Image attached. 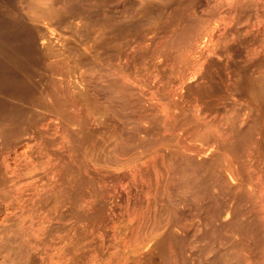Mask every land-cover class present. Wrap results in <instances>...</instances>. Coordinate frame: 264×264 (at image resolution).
I'll return each mask as SVG.
<instances>
[{
  "label": "rangeland",
  "instance_id": "obj_1",
  "mask_svg": "<svg viewBox=\"0 0 264 264\" xmlns=\"http://www.w3.org/2000/svg\"><path fill=\"white\" fill-rule=\"evenodd\" d=\"M0 30L35 91L0 81V264H264V0H0Z\"/></svg>",
  "mask_w": 264,
  "mask_h": 264
},
{
  "label": "bare ground",
  "instance_id": "obj_2",
  "mask_svg": "<svg viewBox=\"0 0 264 264\" xmlns=\"http://www.w3.org/2000/svg\"><path fill=\"white\" fill-rule=\"evenodd\" d=\"M62 1H63V0H62ZM70 1H71V0H70ZM82 1H83V0H82ZM84 1H85V0H84ZM86 1H87V0H86ZM91 1H92V0H91ZM96 1H98V0H96ZM106 1H107V0H106ZM78 2H79V1H78ZM88 2H89V1H88ZM133 2H134V1H133ZM71 3H72V2H71ZM126 3H129V1H126ZM135 3H136V2H135ZM145 3H147V1H146ZM68 4H69V3H68ZM88 4H89V3H88ZM94 5H95V4H94ZM96 5H97V4H96ZM123 5H124V4H123ZM67 6H68V5H67ZM150 6H151V5H150ZM68 8H69V7H68ZM79 8H80V7H79ZM48 9H49V8H48ZM85 9H87V8H85ZM52 10H53V9H52ZM91 10H92V9H91ZM102 10H103V9H102ZM105 10H106V9H105ZM107 10H108V9H107ZM155 10H156V9H155ZM47 11H48V10H46V12H47ZM93 11H94V10H93ZM8 12H9V11H8ZM57 12H58V11H57ZM98 12H99V11H98ZM100 12H101V10H100ZM134 12H135V11H133V13H134ZM136 12H137V10H136ZM44 13H45V12H44ZM49 13H50V12L47 13L49 16H50V15H53V16H54V11H53V12L51 11V14H49ZM60 13H61V12H60ZM75 13H76V12H75ZM91 13H92V12H91ZM103 13H104V12H103ZM61 14H62V13H61ZM79 14H80V13H79ZM95 14H96V13H95ZM99 14H100V13H99ZM99 14L96 15V16H99V17H100ZM101 14H102V12H101ZM93 15H94V12H93L92 16H93ZM133 15H134V14H133ZM138 15H139V14H138ZM44 16L46 17L47 15H43V18H45ZM56 16H57V17H55V16H54V17H55V18H58V17L60 18V16H58V14H57ZM68 16H69V15H68ZM80 16H81V15H80ZM94 16H95V15H94ZM96 16H95V17H96ZM101 16H102V15H101ZM103 16L106 17L104 14H103ZM130 16H132V15H130ZM135 16L137 17V15L135 14L134 17L132 16V17H133L132 19H134ZM51 17H52V16H51ZM51 17H50V18H49V17H46V18H49V20H50V19L52 20L54 17H53V18H51ZM55 18H54V19H55ZM59 18H58V21H59ZM64 18H66V17H64ZM62 19H63V18H62ZM156 19H157V18H156ZM30 20H31V19H30ZM99 20H100V19H99ZM99 20H98V21H99ZM112 20H113V19H112ZM4 21H5V20H3V22H4ZM8 21L10 22V20H7V22H8ZM61 21H62V20H60L59 22H61ZM63 21H64V19H63ZM63 21H62V22H63ZM84 21H86V20H84ZM95 21H97L96 18H95ZM101 21H102V19H101ZM70 22H71V21H70ZM31 23H32V22H31ZM38 23H39V22H38ZM81 23H82V22H81ZM87 23H88V22H87ZM92 23H93V22H92ZM113 23H114V22H113ZM3 24H4V23H3ZM7 24H8V23H7ZM12 24H13V23H12ZM14 24L16 25V23H14ZM14 24H13V25H14ZM17 24H18V23H17ZM83 24H84V23H83ZM85 24H86V23H85ZM88 24H89V23H88ZM90 24H91V23H90ZM102 24H103V23H102ZM106 24H107V22H106ZM116 24H117V23H116ZM5 25H6V24H5ZM5 25H4V26H5ZM19 25H20V24H19ZM70 25H71V24H70ZM99 25H101V24H99ZM67 26H68V25H67ZM91 26H92V25H91ZM106 26L108 27V25H106ZM114 26H115V25H114ZM119 26H120V25H119ZM13 27H15V26H13ZM89 27H90V26H89ZM89 27H88V28H89ZM94 27H95V26H94ZM94 27H93V28H94ZM6 28H7V27H6ZM21 28H22V27H20V29H21ZM26 28H27V26H26ZM48 28H49V25H48ZM76 28H77V27H76ZM97 28H98V27H97ZM108 28H109V27H108ZM117 28H118V26H117ZM136 28H137V27H136ZM1 29H2V28H1ZM10 29H11V28H10V26H9V29H7V32H8V30H10ZM14 29H16V28H14ZM22 29H23V28H22ZM49 29H52V28H49ZM5 30H6V29H5ZM37 30H38V29H37ZM42 30H43V29H42ZM95 30H96V29H95ZM108 30H109V29H108ZM21 31L24 32V29L21 30ZM21 31H19V32H21ZM28 31H29V30H28ZM30 31H31V29H30ZM53 31H54V30H53ZM81 31H82V30H81ZM100 31H101V30H100ZM112 31H113V30H112ZM0 32L4 33V35H1V38H2L3 41L5 42V45H7V43H8L10 40H14V41H15V38H18V35H15V33H13V34L10 35L9 33H7V32L4 31V30H3V31L0 30ZM79 32H80V31H79ZM2 33H0V34H2ZM5 33H7V34H5ZM11 33H12V32H11ZM30 33H31V32H30ZM80 33H81V32H80ZM86 33H87V32H86ZM96 33H97V31H96ZM98 33H99V32H98ZM115 33H116V32H115ZM20 34H21V33H20ZM20 34H19V35H20ZM76 34H77V33H76ZM39 35H40V34H39ZM41 35H42V34H41ZM92 35H93V34H92ZM92 35H91V36H92ZM94 35H95V34H94ZM2 36H3V37H2ZM22 36H23V34H22ZM34 36H35V35H34ZM44 36H45V35H44ZM85 36H86V35H85ZM85 36H84V37H85ZM125 36H126V35H125ZM128 36H129V35H128ZM130 36H131V35H130ZM54 37H55V36H54ZM56 37H57V36H56ZM86 37H87V36H86ZM112 37H113V36H112ZM13 38H14V39H13ZM18 39H21V42H23V41H22L23 37H22V38H18ZM25 39H26V42H27V40H28L29 38H25ZM45 39H46V38H45ZM84 39H85V38H84ZM101 39H102V38H101ZM118 39H119V38H118ZM132 39H133V38H132ZM31 40H32V39H31ZM34 40H35V39H34ZM34 40H33V41H34ZM88 40H89V39H88ZM88 40H87V41H88ZM96 40H97V38H96ZM104 40H106V39H104ZM111 40H112V39H111ZM116 40H117V39H116ZM130 40H131V39H130ZM7 41H8V42H7ZM18 41H19V40H18ZM29 41H30V39H29ZM58 41H59V40H58ZM80 41H81V40H80ZM108 41H109V40H108ZM118 41H119V40H118ZM133 41H134V40H133ZM4 42H3V43H4ZM15 42H16V41H15ZM21 42H19V43H21ZM30 42H31V41H30ZM36 42H37V41H36ZM62 42H63V41H62ZM114 42H115V41H114ZM13 43H14V42H13ZM16 43H18V42H16ZM112 43H113V42H112ZM29 44L31 45V43H29ZM37 44H38V43H37ZM84 44H85V42H84ZM114 44H115V43H114ZM18 45H19V44H18ZM26 45H28V44H26ZM30 45H29L28 47H32V45H31V46H30ZM79 45H80V44H79ZM87 45H88V43H87ZM91 45H92V44H91ZM101 45H102V44H101ZM11 46H12V45H11ZM11 46H10V47H11ZM15 46H16V45H15ZM42 46H43V45H42ZM80 46H81V45H80ZM99 46H100V45H99ZM112 46H113V44H112ZM118 46H120V45H118ZM28 47L24 49V48H23V45H22V46L20 45V46L17 47L16 50H18L19 53H23V54H24V53H27V54H29V53H31L32 48L36 47V45H33V47L30 48V49H29ZM2 48H3V47H2ZM11 48H12V47H11ZM74 48H75V47H74ZM96 48H97V47H96ZM100 48H102V47L100 46ZM104 48H105V46H104ZM14 49H15V48H14ZM117 49H118V48H117ZM134 49H135V48H134ZM5 50H6V49H5ZM33 50H34V49H33ZM37 50H38V49H37ZM74 50H75V49H74ZM98 50H99V51H102V50H100V49H98ZM105 50H106V48H105ZM9 51H10V49H9ZM79 51H80V50H79ZM106 51H107V50H106ZM2 52H5V51L2 50ZM33 53H34V52L32 51L31 54H33ZM99 53H100V52H99ZM108 53H109V52H108ZM112 53H113V52H111V54H112ZM5 54H6V52L4 53V56H3V57L6 58ZM31 54H30V55H31ZM35 54H36V53H35ZM37 54H38V52H37ZM72 54H73V53H72ZM111 54H110V55H111ZM137 54H138V53H137ZM1 55H3V54H1ZM1 55H0V56H1ZM10 55H11V54H10ZM24 55H26V54H24ZM41 55H42V54H41ZM41 55H40V56H41ZM74 55H75V54H74ZM84 55H85V54H84ZM120 55H121V54H120ZM13 56H14V54H13ZM15 56H16V55H15ZM26 56H27V55H26ZM35 56H36V55H35ZM140 56H141V55H140ZM143 56H144V55H143ZM33 57H34V56H33ZM33 57H32V58H33ZM26 58H28V57H26ZM42 58H43V57H42ZM103 58H104V57H103ZM11 59H13V57H11ZM4 60H5V59H4ZM5 61H6V60H5ZM5 61H4V62H5ZM15 61L17 62V60H15ZM15 61H14V62H15ZM30 61H31V59H30ZM32 64H33V63H32ZM93 64H94V63H93ZM5 65H6V64H5ZM5 65H4L3 62H1V59H0V81L5 82V83L7 84V88H8V89H11V91H14V92H12V93L20 94V95L23 96L24 98H25V96L27 97V96L29 95V93H31L32 95H34V93H32V92H35V91L32 90V92H30V91L28 90L27 86L24 87V86L22 85V83L20 82V78H18V79H19V80H18L16 77H14V76H12V75H9L7 72H6L7 74L4 72V70H5V68H6ZM29 65H30L29 62H28V63H23V64L20 63L19 67L21 66L22 68H24V70H23L22 68H21V69H22L24 72H26V71H25V68H28ZM33 65L35 66V64H33ZM85 65H86V64H85ZM87 65H88V64H87ZM41 66H42V64H41ZM81 66H82V64H81ZM19 67H18V68H19ZM35 67H37V65H36ZM87 67H88V66H87ZM76 68H77V67H76ZM92 68H93V67H92ZM29 69H30V68H29ZM8 70H9V69H8ZM15 70H16V69H15ZM53 70H54V69H51V71H49V73L52 72ZM81 70H82V69H81ZM69 71H70V70H69ZM77 71H78V70H77ZM93 71H94V70H93ZM54 72H55V71H54ZM54 72H53V73H54ZM89 72H90V71H89ZM91 72H92V71H91ZM29 73H30V75H32L30 71H29ZM53 73H52V74H53ZM60 73H61V72H59V74H60ZM92 73H93V72H92ZM50 74H51V73H50ZM25 75H27V74H25ZM53 75H55V74H53ZM83 75H84V74H83ZM90 75H94V73H93V74H90ZM84 76H86V75H84ZM25 77H26V76H25ZM82 77H83V76H82ZM86 77H87V76H86ZM110 77H111V76H110ZM110 77H109V78H110ZM83 78H84V77H83ZM106 78H108V77H106ZM26 79H27V78H26ZM114 79H116V81L119 82V81H118L119 79H118V78H115V76H114ZM114 79L112 78V80H114ZM117 79H118V80H117ZM105 80H106V79H104L103 81H105ZM21 81H22V80H21ZM25 81H26V80H24V82H25ZM126 81H127V80H126ZM82 82H84V81H82ZM91 82H92V81H91ZM110 82H111V81H110ZM110 82H109V83H110ZM27 83H28V82H27ZM27 83H26V84H27ZM102 83H104V82H102ZM112 83L115 84V85H113V88H115V87L118 88V86H119L118 83H117V84H116L115 82H112ZM112 83H110V84L112 85ZM119 83H120V82H119ZM78 84H79V83H78ZM83 84H84V83H83ZM91 84H92V83H91ZM105 84H106V83H105ZM84 85H85V84H84ZM87 85H88V84H87ZM116 85H118V86H116ZM5 86H6V85H5ZM108 86H110V85H106V87H108ZM31 87H32V86H31ZM110 87H111V86H110ZM119 87H120V86H119ZM7 88H6V89H7ZM101 88H102V87H101ZM117 88H115V89H117ZM86 89H87V88H86ZM99 89H100V88H99ZM115 89H114V90H115ZM84 90H85V88L82 90L83 93H84L85 91H87V90H85V91H84ZM89 90H90V89H88V92H89ZM103 90H104V93L107 92V91H105V89H103ZM106 90H107V88H106ZM118 90H119V89H117L116 92H115V91H114V92L117 93V94H118V93L121 94L120 91L118 92ZM56 91H57V90H56ZM56 91H54V94H55V95H58V94H59L58 96H60V97L62 96V97H63V94L60 95V93H55ZM60 91H61V93H62V89H60L58 92H60ZM64 91L66 92V89H65ZM82 91H81V92H82ZM111 91H113V90H111ZM70 92H72V91H70ZM78 92H79V91H78ZM78 92H76V93L78 94ZM81 92L78 94L79 97L76 96V97H77V98H76L77 100H78L79 98H81V96H82V98H83L84 95H82L83 93H81ZM76 93H75V94H76ZM91 93H92V92H91ZM100 93L103 94V93H102V90H101ZM100 93H99V96L101 95ZM112 93H113V92H112ZM115 93H114V94H115ZM47 94H48V97L46 96V97H44V99H45V98H49V97H51V96H49V95H50L49 93H46L45 95H47ZM67 94H68V91H67ZM69 94H70V93H69ZM75 94H73V92H72V94H71L72 97H71L70 95H67L66 97L64 96L65 98H64V97H63V98L66 99L68 96H69V98H70V97L73 98V97L75 96ZM80 94H81V95H80ZM92 94H93V93H92ZM114 94H112V95H114ZM117 94H116V95H117ZM119 94H118V95H119ZM8 95H9V94H8ZM35 95H36V94H35ZM64 95H65V94H64ZM73 95H74V96H73ZM112 95H111V99H112V98H115V97L112 96ZM121 95H122V94H121ZM124 95H125V94H124ZM43 96H44V94H43ZM58 96L56 97L57 100H58V98H60V97H58ZM93 96H94V95H93ZM101 96H102V95H101ZM103 96H104V95H103ZM9 97H10V95H9ZM35 97H36V96H35ZM35 97H34V98H35ZM62 97H61L60 99H62ZM107 97H108V96H107ZM117 97H118V96H117ZM28 98H29V97H27V100H28ZM31 98H33V96H32ZM51 98H52V97H51ZM53 98H55V97H53ZM56 98H55V99H56ZM82 98H81V100H79L80 103H81V101H82ZM84 98L86 99L85 96H84ZM84 98H83V100L86 101ZM119 98H120V97H119ZM119 98H117L116 100H118ZM127 98H128V97H127ZM25 99H26V98H25ZM29 99H30V98H29ZM49 99H50V98H49ZM87 99H88V98H87ZM107 99H108V98H107ZM125 99H126V98H125ZM125 99H124V100H125ZM14 100H16V99H14ZM17 100H18V99H17ZM31 100H32V99H31ZM40 100H41V101H39L38 103L41 104L43 99H40ZM46 100H48V99H46ZM52 100H54V99H52ZM67 100H68V98L66 99V101H67ZM69 100H70V99H69ZM71 100H74L75 102H79V101H76V100H75V97H74L73 99H71ZM29 101H30V100H29ZM37 101H38V99H37ZM48 101H49V100H48ZM48 101H46V103L43 102L44 104H42L41 106L43 107V105H45V108H46V105L50 103V102L48 103ZM50 101H51V100H50ZM61 101H62V100H61ZM61 101H60V102H61ZM63 101L66 103L65 100H63ZM63 101H62V103H63ZM87 101H89V100H87ZM112 101H114V100H112ZM23 102H24V101H23ZM52 102H53V101H51L50 106H48L49 108L52 107V106H54V105H57V104H54V103H52ZM57 102H58V101H57ZM69 102H70V101H68L67 103L69 104ZM82 102H83V101H82ZM31 103H32V102H31ZM33 103H34V102H33ZM38 103H37L36 107L38 106ZM109 103H110V102H109ZM40 104H39V106H40ZM51 104H52V106H51ZM58 104H59V102H58ZM60 104H61V103H60ZM73 104H74V102H73V103L71 102V104H69V105H73ZM84 104H85V103H84ZM87 104H89V103H87ZM90 104H91V103H90ZM112 104H113V103H112ZM7 105H8V104H7ZM7 105H6V106H7ZM25 105H26V104H25ZM28 105H29V104H28ZM30 105H31V104H30ZM76 105H77V104H76ZM78 105H79V106H82V105L79 104V103H78ZM104 105H105V104H104ZM17 106H18V105H17ZM62 106H64V105H62ZM65 106L67 107V105H65ZM84 106H85V105H83V107H84ZM106 106H107V104H106ZM110 106H111V105H110ZM112 106H113V105H112ZM120 106H121V105H120ZM14 107H15V106H14ZM24 107H25V106H24ZM83 107H82V108H83ZM7 108H8V107H7ZM15 108H16V107H15ZM28 108H29V106H28ZM32 108H33V107H32ZM97 108H98V107H97ZM105 108H106V107H105ZM3 109H4V108H3ZM17 109H18V107H17ZM17 109H16V110H17ZM29 109H30V108H29ZM46 109H48V108H46ZM75 109H76V108H75ZM107 109H108V108H107ZM120 109H121V108H120ZM27 110H28V109H27ZM108 110H109V109H108ZM122 110H123V108H122ZM118 111H119V110H118ZM123 111H124V110H123ZM145 111H146V110H145ZM5 112H7V110H5ZM73 112H74V111H73ZM111 112H112V111H111ZM119 112H120V111H119ZM128 112H129V111H128ZM135 112H136V111H135ZM75 113H77V112H75ZM153 113H154V112H153ZM19 114H20V113H19ZM108 114H109V113H108ZM124 114H125V113H124ZM124 114H123V116H124ZM129 114H130V113H129ZM133 114H134V113H133ZM10 115H11V114H10ZM118 115H119V114H118ZM127 115H128V114H127ZM131 115H132V114H131ZM2 116H3V115H2ZM22 116H24V113H23ZM77 116H80V114L77 115ZM8 117H9V116H8ZM11 117H12V116H11ZM15 117H16V116H15ZM12 118H13V117H12ZM108 119H109V118H108ZM121 119H122V118H121ZM80 120H81V119H80ZM105 120H106V119H105ZM123 120H125V119H123ZM96 121H98V120H96ZM120 121H121V120H120ZM131 121H132V120H131ZM133 122H134V121H133ZM101 123H102V122H101ZM103 123H104V122H103ZM97 124H99V123L97 122ZM137 124H138V123H137ZM114 125H115V124H114ZM110 127H111V126H110ZM239 127H240V126H239ZM128 129H129V128H127V130H128ZM137 129H138V128H137ZM137 129H136V131H137ZM239 129H240V128H239ZM252 129H253V128H252ZM256 129H257V128H256ZM134 132H135V131H134ZM145 132H146V131H145ZM135 134H136V133H135ZM140 134H141V133H140ZM137 136H138V135H137ZM233 136H234V134H233ZM142 138H144V137H142ZM227 138H228V137H227ZM251 138H252V137H251ZM138 140H139V138H138ZM232 140H233V139H232ZM130 141H131V140H130ZM133 142H134V141H133ZM224 143H225V142H224ZM257 143H258V142H257ZM225 144H226V143H225ZM244 149H245V148H244ZM250 150H251V149H250ZM239 152H240V151H239ZM211 165H212V164H211ZM208 166H209V165H208ZM215 167H216V166H215ZM224 167H225V166H224ZM200 168H201V167H200ZM204 168H205V166H204ZM218 169H219V168H218ZM211 170H213V169H211ZM192 171H193V169H192ZM193 172H194V171H193ZM210 172H213V171H210ZM194 173H195V172H194ZM201 173H202V172H201ZM232 173H233V172H232ZM215 174H216V173H215ZM215 174H214V175H215ZM225 174H226V173H225ZM251 175H252V174H251ZM236 176H237V175H236ZM200 177H201V175H200ZM203 177H204V176H203ZM248 177H249V176H248ZM215 178H216V177H215ZM197 179H198V178H197ZM224 179H225V178H224ZM216 183H217V182H216ZM214 185H215V184H214ZM232 188H233V187H232ZM240 189H241V188H240ZM225 191H226V190H225ZM228 191H229V190H228ZM230 191H231V190H230ZM237 192H238V190H237ZM223 193H224V192H223ZM226 193H227V191H226ZM229 193H230V192H229ZM231 193H232V191H231ZM220 195L223 196L222 194H220ZM234 195H235V194H234ZM218 196H219V195H218ZM223 197H224V196H223ZM238 197H239V196H238ZM219 198H220V197H219ZM219 198H218V199H219ZM239 198H240V197H239ZM221 199H222V198H221ZM224 200H225V197H224ZM226 200H227V199H226ZM236 201H237V200H236ZM240 201H241V200H240ZM223 202H224V201H223ZM230 202H231V201H230ZM221 203H222V202H221ZM234 203H235V202H234ZM252 203H253V202H252ZM232 204H233V203H232ZM232 204H231V205H232ZM217 205H218V204H217ZM219 205H220V204H219ZM225 205H226V201H225ZM233 205H234V204H233ZM237 206H238V205H237ZM247 206H248V205H247ZM222 207H223V206H222ZM229 207H230V206H229ZM219 208H221V206H220ZM224 208H225V207H224ZM234 208H235V207H234ZM238 208H240V207L238 206ZM238 208H237V209H238ZM226 209H227V208H226ZM235 209H236V208H235ZM233 210H234V209H233ZM223 211H224V209H223ZM230 211H231V210H230ZM240 211H241V210H240ZM218 212H219V211H218ZM237 212H238V211H237ZM219 213H220V212H219ZM224 213H225V212H224ZM238 213H239V212H238ZM243 213H244V212H243ZM246 213H247V212H246ZM244 214H245V213H244ZM219 215H220V214H219ZM221 216H222V214H221ZM244 216H245V215H244ZM221 237H222V235H221ZM221 237H220V238H221ZM232 237H233V236H232ZM220 238H219V239H220ZM245 240H246V239H245ZM227 241H228V240H227ZM219 242H220V241H219ZM223 242H224V241H223ZM218 244H219V243H218ZM227 244H228V243H227ZM232 246H233V245H232ZM231 248H232V247H231ZM245 254H246V253H245ZM245 257H247V256H245ZM232 259H233V258H232ZM234 259H235V258H234ZM245 259H246V258H245ZM220 261H221V260H220Z\"/></svg>",
  "mask_w": 264,
  "mask_h": 264
}]
</instances>
